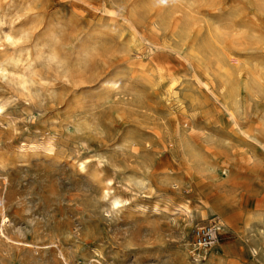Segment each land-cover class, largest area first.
<instances>
[{"label": "rangeland", "instance_id": "rangeland-1", "mask_svg": "<svg viewBox=\"0 0 264 264\" xmlns=\"http://www.w3.org/2000/svg\"><path fill=\"white\" fill-rule=\"evenodd\" d=\"M0 26V264H264V0H0Z\"/></svg>", "mask_w": 264, "mask_h": 264}, {"label": "bare ground", "instance_id": "bare-ground-1", "mask_svg": "<svg viewBox=\"0 0 264 264\" xmlns=\"http://www.w3.org/2000/svg\"><path fill=\"white\" fill-rule=\"evenodd\" d=\"M4 15V14H3ZM243 17V16H242ZM2 19V24H10V21H8L7 19H6V16H4L3 18H1ZM19 19H21V18H19ZM174 22V21H173ZM15 24V23H14ZM6 27V26H5ZM14 27H15V25H14ZM0 29L2 30V28H1V26H0ZM189 29V28H188ZM12 27L10 26V30H9V32H5L4 34H5V39H7V40H9V42L11 43V45L12 46H14V47H16L17 46V44H18V42H19V39H17L13 34H12ZM188 31V30H187ZM189 34V33H188ZM188 34H187V36H188ZM27 36V35H26ZM197 36V35H196ZM21 38V37H20ZM30 39V38H29ZM186 39V38H185ZM182 40H184V38L182 39ZM181 40V41H182ZM180 41V42H181ZM184 41H187V40H184ZM217 41V40H216ZM20 43V42H19ZM183 43V42H182ZM185 43V42H184ZM205 43H206V41H205ZM181 44V43H180ZM189 44V43H188ZM184 45V44H183ZM203 46H204V43H203ZM202 46V47H203ZM211 47H212V45H210ZM26 47H27V45H26ZM205 47V46H204ZM203 47V48H204ZM207 47V46H206ZM211 47L209 48V46L207 47L208 49H210V50H212L211 49ZM198 48H201V46L200 45H198ZM15 49V48H14ZM13 49V50H14ZM205 49V48H204ZM201 49L202 51H204V52H206V54H207V49ZM196 51L198 50L199 51V49H195ZM223 50V49H222ZM221 50V51H222ZM209 51V50H208ZM213 51V50H212ZM224 51V50H223ZM252 51V50H251ZM225 52V51H224ZM208 53H210V52H208ZM212 54H214L213 52H211ZM227 53V52H226ZM30 54V53H29ZM202 54H204L203 52H202ZM211 54V55H212ZM205 55V54H204ZM207 55H209V54H207ZM211 55H209V56H211ZM202 56V55H201ZM220 56V55H219ZM198 57V56H197ZM214 57V56H213ZM202 58H204V57H202ZM205 58H207V57H205ZM226 58L231 62V63H235V64H239V63H241L243 60H241V58L239 57V56H236V55H234V54H231V53H227L226 54ZM201 59V58H200ZM208 59V58H207ZM201 60H203V59H201ZM226 61V60H225ZM34 63H35V61H34V59L30 56V55H27V56H22V55H19V56H15L14 54L13 55H10V58L8 59V61H7V64L8 65H11L12 66V69H13V75H12V78H11V81L14 83V85H16L17 87H18V89L20 90V91H22V89L23 90H29V89H31V88H33V87H35L36 86V83H37V77H38V70L36 69V67H35V65H34ZM227 65V64H226ZM231 65V64H230ZM239 65H241V64H239ZM238 66V65H237ZM224 68H226V67H224ZM228 68V67H227ZM241 68V67H240ZM252 68V67H251ZM229 69V68H228ZM235 69V68H234ZM218 70V69H217ZM227 70V69H226ZM253 70V69H252ZM257 71V69H254V71ZM259 70V69H258ZM220 72H222L221 71V69L219 70ZM233 71V70H232ZM236 71V70H235ZM260 72H262L263 71V69H262V71L261 70H259ZM259 71H257V72H259ZM224 72V71H223ZM226 72V71H225ZM224 72V73H225ZM228 72H230V71H228ZM234 72V71H233ZM239 72V71H238ZM242 72V71H241ZM240 72V73H241ZM248 72H250L249 70H248ZM231 73V72H230ZM253 73V72H252ZM251 72H250V74H252ZM220 74V73H219ZM237 74V73H236ZM249 74V75H250ZM260 74V73H259ZM227 75V74H226ZM242 75V74H241ZM253 75V74H252ZM251 75V76H252ZM221 76V75H220ZM230 77H231V75H229ZM238 76H240L239 74H238ZM257 77V76H256ZM222 78V77H221ZM238 78H240V77H238ZM249 78V77H248ZM253 78H255V77H253ZM257 79V78H256ZM224 80V78H222V81ZM251 80V79H250ZM225 81V80H224ZM230 81V80H229ZM252 81V80H251ZM257 81V80H256ZM222 83V82H221ZM191 84V83H190ZM223 84V83H222ZM224 84H225V88L227 89L228 88V90L229 91H231V95H233V97L235 98L234 99V102L237 104V101H238V94H237V88H236V86L234 87V86H231V85H229L227 82H224ZM223 84V85H224ZM230 86V87H229ZM244 86V85H243ZM21 87H22V89H21ZM222 88V87H221ZM224 88V87H223ZM221 89V90H224V89ZM239 103H240V101H239ZM238 103V104H239ZM237 104V105H238ZM236 107V106H235ZM233 109H234V107H232ZM231 110V109H230ZM239 110V108L236 110V112ZM229 111V110H228ZM234 111H235V109H234ZM234 111L233 110H231L230 111V113H231V115H233L234 114ZM234 117V116H233ZM233 117H231V118H233ZM234 119H235V117H234ZM52 141V140H51ZM42 142H44V141H42ZM46 142V141H45ZM49 143V142H48ZM47 143V144H48ZM229 143V142H228ZM50 144V143H49ZM42 145V144H41ZM36 147H37V145H33V147H31V148H35L36 149ZM50 147V146H49ZM55 147V146H54ZM40 148V147H39ZM26 150H27V148H25ZM52 149H46V153L49 151H51ZM43 151V150H42ZM38 152V151H37ZM52 152V151H51ZM29 154H31V152L29 153ZM55 154V153H54ZM88 161V160H87ZM78 166H79V168L80 169H85L86 168V163H85V161H83V160H79V164H78ZM224 171H225V174H228V169H224ZM107 181V180H106ZM139 183L140 184H142V185H145V186H147V180L145 179V178H141V179H139ZM106 185H108V184H106ZM110 185V184H109ZM107 188H109V187H107ZM110 189V188H109ZM109 189H108V191H109ZM231 190V189H230ZM108 191H106L107 192V195H109L110 196V202H111V205H113V206H115V207H118V206H120L121 205V203H123L124 201L121 199V198H119V197H117V196H115V195H110V193L108 192ZM111 192H112V189H111ZM226 193H227V191H226ZM230 193V192H229ZM105 195V194H104ZM227 195V194H226ZM233 199V198H232ZM225 208H227L229 211H231V217H230V220H229V222H227L228 223V226L231 228V227H233L234 226V224H236L237 222H238V220H235V218H236V216H239V213H237L238 211H234L235 209L232 207V205H231V202H230V200L229 199H227V198H225ZM187 210H190V208L189 207H187ZM242 212V211H241ZM226 213V212H225ZM226 215V214H225ZM241 216V215H240ZM254 216V215H253ZM259 216V215H258ZM262 217H264V214H263V216ZM241 218V217H240ZM244 219V218H243ZM5 220V219H4ZM240 220V219H239ZM213 221H218V222H220L221 224H222V226H224V223H223V221L221 220V219H219V218H214V220H212V222ZM248 221V220H247ZM264 221V220H263ZM211 222V221H210ZM240 222H241V220H240ZM250 222V221H249ZM249 222H248V226H249ZM262 223V222H261ZM262 225V224H261ZM255 226V225H254ZM246 228V227H245ZM255 228V227H254ZM254 228H253V230H254ZM240 231V230H239ZM243 231V230H242ZM255 231H257V230H255ZM260 231V230H259ZM242 233V232H241ZM256 233H258V235H261L262 236V234H259V232H256ZM247 235V234H246ZM257 236V235H256ZM260 236V237H261ZM243 238H244V236H242ZM259 237V236H258ZM247 238V237H246ZM253 238H255V237H253ZM264 238V237H263ZM261 239V238H260ZM244 240V239H243ZM250 239H248V241H249ZM258 240V239H257ZM252 241V240H251ZM255 241V240H254ZM253 241V252L255 253V256L257 255H260V253L262 254L263 253V251H262V247H261V243L260 242H257V241H255L254 242ZM262 242H264V241H262ZM248 243V242H247ZM249 244V243H248ZM251 244H252V242H251ZM250 245V244H249ZM253 253V254H254ZM62 255L64 256V253H62ZM256 256V257H257ZM260 257V256H259ZM66 257H64V259H65ZM261 258V257H260ZM260 258H258V259H260ZM253 259H254V256H253ZM262 260H264V256H263V254H262ZM256 261H258V260H255V262ZM212 262V261H211ZM260 263V262H259ZM259 263H257V264H259ZM213 264V263H212Z\"/></svg>", "mask_w": 264, "mask_h": 264}, {"label": "built area", "instance_id": "built-area-1", "mask_svg": "<svg viewBox=\"0 0 264 264\" xmlns=\"http://www.w3.org/2000/svg\"><path fill=\"white\" fill-rule=\"evenodd\" d=\"M222 230V224L213 221L207 225L199 226L194 231L192 255L199 262L206 258L208 250L218 241Z\"/></svg>", "mask_w": 264, "mask_h": 264}]
</instances>
